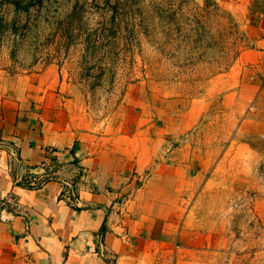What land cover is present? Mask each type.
<instances>
[{"label":"rangeland","instance_id":"obj_1","mask_svg":"<svg viewBox=\"0 0 264 264\" xmlns=\"http://www.w3.org/2000/svg\"><path fill=\"white\" fill-rule=\"evenodd\" d=\"M245 1L0 0V78L53 65L90 127L129 120L133 132L145 128L211 166L199 212L213 235L183 252L188 264H264V127L252 108L264 62L245 69L234 95L216 83L263 36L232 13Z\"/></svg>","mask_w":264,"mask_h":264},{"label":"crops","instance_id":"obj_2","mask_svg":"<svg viewBox=\"0 0 264 264\" xmlns=\"http://www.w3.org/2000/svg\"><path fill=\"white\" fill-rule=\"evenodd\" d=\"M245 2L232 13L246 30L256 21L263 36L218 78L226 96L241 89L248 66L264 62V0ZM252 98L256 127H264V83ZM132 128L129 120L93 128L77 118L53 65L0 78V264H188L183 252L209 245L199 202L211 166ZM133 174L144 175L139 185Z\"/></svg>","mask_w":264,"mask_h":264},{"label":"built area","instance_id":"obj_3","mask_svg":"<svg viewBox=\"0 0 264 264\" xmlns=\"http://www.w3.org/2000/svg\"><path fill=\"white\" fill-rule=\"evenodd\" d=\"M143 178H144V175H142V176H135V174H133L131 177H130V180H132V181H134L133 183L135 184V185H139L141 182H142V180H143ZM45 181V179H33L31 182H30V184L31 185H40V184H42L43 182ZM123 198V197H122ZM122 198H121V200H122ZM1 216V215H0Z\"/></svg>","mask_w":264,"mask_h":264},{"label":"trees","instance_id":"obj_4","mask_svg":"<svg viewBox=\"0 0 264 264\" xmlns=\"http://www.w3.org/2000/svg\"><path fill=\"white\" fill-rule=\"evenodd\" d=\"M208 1H209V0H205V5L208 4ZM210 1H213V0H210ZM216 7H218V6L216 5ZM196 22H197V24H198L199 21H196ZM54 160H55V159H54L53 157L50 158V161L54 162Z\"/></svg>","mask_w":264,"mask_h":264}]
</instances>
